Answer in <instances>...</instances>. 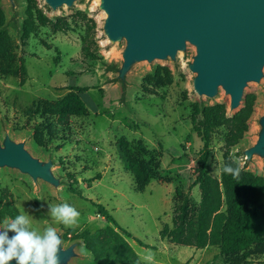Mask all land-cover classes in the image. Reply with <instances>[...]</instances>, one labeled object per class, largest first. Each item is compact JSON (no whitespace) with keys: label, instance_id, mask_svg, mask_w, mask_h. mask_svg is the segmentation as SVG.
I'll return each instance as SVG.
<instances>
[{"label":"rangeland","instance_id":"1","mask_svg":"<svg viewBox=\"0 0 264 264\" xmlns=\"http://www.w3.org/2000/svg\"><path fill=\"white\" fill-rule=\"evenodd\" d=\"M0 10L5 18L2 31L9 33L19 60L11 77L0 76V148L6 151L9 143L23 147L39 164L51 165V176L58 182L2 167V206L30 215L31 227L40 233L56 228L62 251L74 253L65 264H94L79 237L114 229L100 217L98 206L132 236L126 240L141 264H264V247L223 257L217 249L199 251L162 238L165 227L174 228L177 189L191 200V218L195 217L201 192L194 185L204 154L207 174L215 179H221L227 159L264 179V157L247 155L264 136V68L261 81L248 82L244 90V100L257 97L245 139L231 148L230 122L215 131L205 150L193 129L196 107L222 106L231 121L244 103L232 111V97L224 87L213 98L198 95V75L192 67L199 54L194 45L187 43L175 57L164 60L134 61L123 73L129 42L110 39L104 0H76L57 9L42 0H0ZM28 12L35 17V27L24 37ZM69 95L85 104L86 116L38 117L40 104L52 106ZM126 143L131 156L150 162L154 155L161 164L144 193L137 192L120 150ZM142 145L151 156L137 150ZM62 203L80 212L77 225L66 227L51 218L48 205ZM149 253L154 254L151 259Z\"/></svg>","mask_w":264,"mask_h":264},{"label":"trees","instance_id":"2","mask_svg":"<svg viewBox=\"0 0 264 264\" xmlns=\"http://www.w3.org/2000/svg\"><path fill=\"white\" fill-rule=\"evenodd\" d=\"M4 24V14L0 10V76L7 78L13 75L12 66L19 60L9 33L2 31ZM34 27L35 17L33 13L28 12L24 37L31 36ZM21 73L23 77L27 76L25 65L21 66ZM256 99L254 95L247 96L242 110L231 121L226 119L222 106L206 109L196 107L193 129L205 145V150L211 146L215 131L230 122L233 128L231 148L237 147L249 133ZM47 113L57 117H84L87 111L85 104L78 97L69 95L52 106L40 104L38 117ZM36 143L42 145L38 138ZM127 149L128 144L120 150L134 178L137 192L144 193L151 180L161 171V164L157 163L154 155L151 156L143 145L137 150L141 154L151 156L150 162L142 160L140 156H131V149ZM202 159L194 185V188L201 192V201L195 217L191 218V200L182 189H177L178 207L174 228L169 231L165 227L162 238L169 239L173 245H186L199 251L217 249L223 257H235L249 252L253 247H264V179L246 173L237 163L227 159L226 164L240 168V176L234 179L222 171L221 179L218 180L207 174L208 156L204 154ZM97 210L100 217L112 224L114 229L107 228L94 234L84 233L79 237L91 253L94 264H141L138 255L126 240L133 239L132 236L118 226L104 207L98 206ZM16 215H19V212L15 207L2 206L0 203V221L8 217L15 218ZM138 244L148 249L146 245Z\"/></svg>","mask_w":264,"mask_h":264},{"label":"water","instance_id":"3","mask_svg":"<svg viewBox=\"0 0 264 264\" xmlns=\"http://www.w3.org/2000/svg\"><path fill=\"white\" fill-rule=\"evenodd\" d=\"M75 1L45 0L53 9ZM104 9L111 40L129 42L123 73L134 61L175 57L191 43L199 54L192 67L198 75V95L213 98L224 87L232 97V110H237L248 82L262 79L264 0H104ZM247 155L264 157V136ZM2 167L58 184L51 176L52 166L39 164L20 146L9 143L6 151L0 148ZM59 256L60 264H65L74 253L61 249Z\"/></svg>","mask_w":264,"mask_h":264},{"label":"clouds","instance_id":"4","mask_svg":"<svg viewBox=\"0 0 264 264\" xmlns=\"http://www.w3.org/2000/svg\"><path fill=\"white\" fill-rule=\"evenodd\" d=\"M223 173L234 179L240 176V168L231 164L224 165ZM49 215L66 227L78 223L80 212L68 203L49 204ZM32 218L27 213L16 215L15 218H5L0 221V264H60V250L63 241L56 228L49 226L43 233L31 227ZM9 231L14 235L9 237ZM154 254L149 253L148 259Z\"/></svg>","mask_w":264,"mask_h":264},{"label":"bare ground","instance_id":"5","mask_svg":"<svg viewBox=\"0 0 264 264\" xmlns=\"http://www.w3.org/2000/svg\"><path fill=\"white\" fill-rule=\"evenodd\" d=\"M42 1H45V0H42ZM108 18H109V15H108ZM108 35H109V33H108ZM109 37H110V35H109ZM110 39H111V37H110ZM232 111H234V110H232Z\"/></svg>","mask_w":264,"mask_h":264}]
</instances>
